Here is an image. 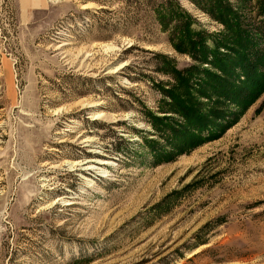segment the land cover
<instances>
[{"label":"rangeland","instance_id":"rangeland-1","mask_svg":"<svg viewBox=\"0 0 264 264\" xmlns=\"http://www.w3.org/2000/svg\"><path fill=\"white\" fill-rule=\"evenodd\" d=\"M161 1L0 0V264H264V91L191 147L154 121L184 126L158 55L192 62ZM227 1L261 46L257 0Z\"/></svg>","mask_w":264,"mask_h":264},{"label":"trees","instance_id":"trees-1","mask_svg":"<svg viewBox=\"0 0 264 264\" xmlns=\"http://www.w3.org/2000/svg\"><path fill=\"white\" fill-rule=\"evenodd\" d=\"M192 1L222 29L209 33L196 28V19L177 0H162L153 7L154 17L168 33L173 49L192 62L177 68L172 59L158 55L160 71L172 80L166 87L158 85L167 99V110L161 112L177 114L184 126L175 129L165 123L169 115L152 119L162 122L174 136L180 132L189 138L188 147L218 137L264 91V43L259 46L257 39L260 31H250L227 0H203L205 5ZM257 11L264 28V0H257ZM222 106L224 109H218Z\"/></svg>","mask_w":264,"mask_h":264}]
</instances>
